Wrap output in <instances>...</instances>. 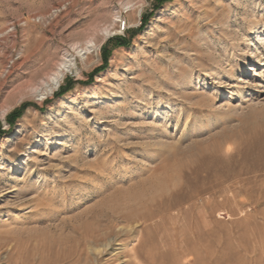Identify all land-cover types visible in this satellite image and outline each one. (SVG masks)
<instances>
[{"label":"rangeland","instance_id":"1","mask_svg":"<svg viewBox=\"0 0 264 264\" xmlns=\"http://www.w3.org/2000/svg\"><path fill=\"white\" fill-rule=\"evenodd\" d=\"M160 3L0 0V264H264V0Z\"/></svg>","mask_w":264,"mask_h":264},{"label":"bare ground","instance_id":"2","mask_svg":"<svg viewBox=\"0 0 264 264\" xmlns=\"http://www.w3.org/2000/svg\"><path fill=\"white\" fill-rule=\"evenodd\" d=\"M257 67L264 69V62L262 60H260L258 62ZM75 68H76V63H75V60H73V59H70V60L66 61L64 64H62L59 67L58 72L51 79L50 89L55 90L56 88H58V86H60L62 80L65 78L66 74ZM260 70L261 69L257 70L256 75L259 74ZM252 114H254V113H252ZM260 116H261L260 123L259 124L257 123L254 126V131H256L257 134L255 135V138L252 139L247 144L245 149L243 150L241 159L237 163H234L236 168L232 164H222L218 160H212L211 162H208L207 164H206V162H204L202 164L201 168L203 171L207 172L208 176H214L215 177L216 174L222 173V174H224V176L230 177V176L236 175V174L239 175L242 172L251 173L252 171H256V170L264 168V105H262V108L260 111ZM231 129H232V127H231ZM151 179H149V181H147V182L143 181V182L139 183V185H138L139 188L136 190V192L133 194H129V196L131 198H139V197L146 195V193L148 194V192H149V194H152V195L157 194V193H161V192L162 193L165 192L166 189H165V185L162 181L163 180L162 178H160L158 180H151ZM174 184H173V186H175ZM146 186H148V188ZM130 193H132V192H130ZM4 196H5V194L0 195V197H4Z\"/></svg>","mask_w":264,"mask_h":264},{"label":"trees","instance_id":"3","mask_svg":"<svg viewBox=\"0 0 264 264\" xmlns=\"http://www.w3.org/2000/svg\"><path fill=\"white\" fill-rule=\"evenodd\" d=\"M164 2H165V0H161V3H160V5H162Z\"/></svg>","mask_w":264,"mask_h":264},{"label":"built area","instance_id":"4","mask_svg":"<svg viewBox=\"0 0 264 264\" xmlns=\"http://www.w3.org/2000/svg\"><path fill=\"white\" fill-rule=\"evenodd\" d=\"M124 26H125V24H124ZM124 26H123V28H124Z\"/></svg>","mask_w":264,"mask_h":264}]
</instances>
